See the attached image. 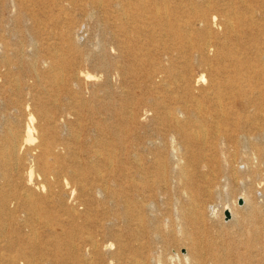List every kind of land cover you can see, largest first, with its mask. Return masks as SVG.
<instances>
[{
    "label": "rangeland",
    "instance_id": "374dc122",
    "mask_svg": "<svg viewBox=\"0 0 264 264\" xmlns=\"http://www.w3.org/2000/svg\"><path fill=\"white\" fill-rule=\"evenodd\" d=\"M116 1L0 0V32L6 47L5 57L11 65L0 66V110L8 103L5 116L0 118V135L12 124L8 100L15 98L26 99L22 119H28V113L33 110L32 104L27 107L31 102L28 98H35L39 104L45 102L54 110L61 105L82 107L85 118L81 124L74 116H68L69 127L58 138L69 147L63 152H79L83 163L91 168L100 162L94 156L96 150L112 152L117 164L121 153L134 152V146L141 147L154 134H165L161 145L165 141L170 151L190 160L185 181L168 185L181 201L165 203V197H157L149 213L158 227L147 228L150 237L136 239L124 233L123 258L111 262L105 259L99 264H131L132 256L140 258L148 253L164 264H188L182 256L191 242L197 244V252L209 255L212 249L225 256L228 252L222 246L236 236L231 216L227 217L223 209L237 201L236 210L246 215L249 208L239 204L240 199L243 204V198L239 197L245 192L252 201L264 202V163L258 176L253 177L251 172L256 162L252 157L255 146L264 149V107L243 110L239 102L231 103V111L240 118V124H246L248 135L241 146L221 140L232 131L234 122L218 126L207 117V107L200 112L196 104H208L210 98H264V62L260 58L264 54V0H122L126 14L119 16L111 6ZM92 9L95 13L88 18ZM157 9L160 11L155 15ZM203 12L206 20L202 18ZM207 41L213 46L206 56L191 46ZM112 42L116 47L105 55L119 72L113 68L106 72L88 60L79 59V53L86 50L99 58L104 54L100 45ZM218 52H230L235 63L223 62ZM203 61L208 63L204 65ZM79 70L81 73H77ZM53 76L63 79L56 82ZM55 98H60V105L53 104ZM176 105L183 107L178 127L189 134V139L181 135L172 140L175 122L166 114ZM233 119L234 116L227 121ZM125 160L127 168L132 169V161L127 157ZM206 160L210 161L208 165L204 163ZM27 163L30 160L21 163L19 170L24 177L28 176ZM89 171V178H94V170ZM204 172L209 174V180L204 178ZM13 178L17 175L13 174ZM37 181L40 179L34 174L29 186L37 193H46L47 187L41 190ZM18 183L17 191L23 192V181L19 179ZM56 184L55 190L61 191ZM185 186L189 189L184 190ZM81 190L79 187L74 191L69 184L62 193L67 197L74 191L73 198L80 195L83 199L85 194ZM190 194L188 201L193 203L181 205ZM69 202L76 205L74 217L68 211L69 206H58V202L48 203L53 211L48 217H55V221L67 226H82L86 217L83 205L79 201ZM95 202L97 205L96 198ZM11 208L15 209L16 220L21 219V206L15 200ZM178 215H187L186 234L176 220ZM39 231L44 241L51 239L52 230L41 227ZM113 242L109 239L106 243ZM78 246L83 248L80 243ZM117 247L114 244L113 250ZM240 247L244 249L243 245ZM4 249L0 243V250ZM258 249L242 251L251 262L264 264V251ZM197 252H193V257ZM177 254L183 258L182 263L177 260ZM230 254L233 258L236 251ZM45 263L85 264L77 259Z\"/></svg>",
    "mask_w": 264,
    "mask_h": 264
},
{
    "label": "bare ground",
    "instance_id": "6f19581e",
    "mask_svg": "<svg viewBox=\"0 0 264 264\" xmlns=\"http://www.w3.org/2000/svg\"><path fill=\"white\" fill-rule=\"evenodd\" d=\"M111 6L116 8L117 13L119 12L118 16L126 14V7L123 5L122 0L113 2ZM159 11V9L155 10V15ZM93 13H95L94 9L90 10L88 18L90 14L92 17ZM202 15L203 20H206L204 16L206 14L203 12ZM188 40L190 42L189 38ZM191 46L197 48L206 56L213 44L207 41L204 44ZM112 47H116L114 42L108 43V45L102 43L100 52L102 51L104 54H101L99 58L93 57L92 52L86 50L79 53V59L81 61L88 60L91 65L106 72H110L112 68L114 72L115 70L119 72L118 67L111 64L105 55V52ZM0 49H3L2 51L0 50V66L10 67V60L5 57L4 51L6 47L1 32ZM218 54L223 62L232 61L235 63L233 58L230 57V52H218ZM260 58L264 62V54H260ZM207 63L208 61H203L202 64L205 65ZM30 65L32 66V63ZM262 71H264V68H262ZM77 73H81V70L77 71ZM161 73L164 75L165 72L162 70ZM62 79L61 77L53 76V80L56 82ZM34 99L28 98V101L31 102L28 103L27 107L32 104L31 108H33L28 113V119H22L26 104L25 98L8 100L12 110L9 112L10 115L8 117L11 118L12 124L6 127L3 135H0V243L1 245L4 244L5 247L4 250H0V260H3V264H46L45 261L47 260L77 259L84 261L85 264H93V262L99 264L105 259L110 262L122 259V235L124 233L136 239L140 236L145 238L150 237L151 234L147 231L148 227H158V223L154 221L155 218L150 217L152 213H149V209L154 206L157 197H165V203H171V201L178 203L181 201V197L171 193L168 185H171L173 181L178 182V184L185 181L190 160H185L183 155L173 152L174 150L170 151L165 141L161 145L164 137L166 139V135L164 134L163 136L158 133L154 134V138L151 137L145 140L141 147L134 146V152L121 153V158L117 164L113 160L115 154L96 150L94 156L95 158L99 157L100 162L96 167H88L83 163L79 152L74 150L63 152L65 148L69 147H65L67 143L58 138V134L64 133L66 126L69 127L68 116H74V119L81 124L85 118L82 115V107L61 105L60 108L54 110L55 108L47 107L45 102H40L39 104ZM59 99L55 98L53 104L60 105L58 104ZM263 100L264 98H210L208 104L207 102L204 104L198 102L196 105L197 110L200 112H202V108L207 107V117L211 118V120L213 119L218 126L221 123L234 122L233 128H231L232 131L229 135L225 134L221 140L224 142H236L243 146L248 135L244 129L246 124L244 126L240 124V118H237V114L231 111V103L234 101L239 102L243 110L248 107L260 109L264 107ZM7 104L3 106L2 111L0 110V118L5 116L4 112L7 110ZM182 109V105H176L174 108L169 109L166 114L175 122L172 127L173 141L181 135L187 139L190 138L189 134L184 132L185 130L182 127H178L179 125L177 124L179 122L178 116ZM233 116L235 118L233 121H227ZM196 122H199V120ZM76 139H78L77 136ZM257 148L255 146V153L252 156L253 160L256 161L254 169L251 170L253 177L259 175L260 167L264 163V149ZM178 150L181 149L178 148ZM126 157L132 161V169L127 168ZM27 160H30L31 163H27L29 164L28 176L24 177L23 172L19 170L21 163H25ZM194 161L197 163L198 160ZM204 163L208 165L210 161L206 160ZM91 169L94 170V178L92 179L88 176ZM13 174H16L17 178H13ZM34 174L42 182L37 181V184H41L39 185L40 189L47 187L46 193H37L34 188L29 186V183H33ZM203 176L206 179L209 178L207 172H204ZM19 179L24 183L23 192L17 191L16 186L19 184ZM54 184L61 191L55 190ZM69 184L74 191L79 187L82 189L81 191H84L83 199L80 195L73 198L74 191L67 197L62 193L63 189ZM10 185L14 187L6 188V186ZM188 189V186L184 187V190ZM239 198H243L241 206L249 208L246 215H240L239 211L236 210L237 201L223 209L224 211L229 210L232 220L231 224L235 227L236 237H233L228 245L221 243L223 245L222 248L224 247L223 249L228 254L224 256L210 249L209 255H205L203 251L197 252V244L191 242L186 254L182 256L188 261V264H218L219 262H221L220 264H258V262H251L242 250L246 249L247 252H252L253 248H260L258 249L260 252L264 251V202L252 201L249 199L247 192H245L243 197ZM188 199L191 200V194L186 198L187 202L182 200L183 202L180 204L193 203L188 201ZM13 200H15L17 206H21V219L16 220L15 209L11 208ZM69 200L72 202L79 201L85 209L86 217L84 222L82 226L77 228L67 226L59 220L55 221V217H48V214H53L51 208L48 207V203L52 202H58V206L65 208L69 206L68 211L74 217V213H77L76 205L69 202ZM105 204L107 205L105 206ZM93 209L95 210L92 211ZM192 210H195L194 207H192ZM200 214L204 217L202 213ZM176 220L180 221L179 224L183 227V230L180 229L186 234L184 228L189 225V222L184 220H187V215L183 217L178 215ZM191 221L196 222L194 220ZM135 224L136 227L133 229ZM171 224L174 223L171 222ZM41 227L52 230L50 232L52 233L50 235L51 239L44 241L41 238L39 234V228ZM99 236L101 237L99 238ZM109 239L115 242L106 243ZM78 243L83 246L82 249L79 248ZM114 244H118L115 250H113ZM241 245L244 246L242 250ZM234 251H236V255L231 258L230 252ZM193 252H197L194 257ZM182 257L180 254L176 255L180 263H182ZM132 259L131 264H158V262L159 264H164L160 259L157 262L155 256L151 255V253L145 256L140 255V258L139 255L132 256Z\"/></svg>",
    "mask_w": 264,
    "mask_h": 264
},
{
    "label": "water",
    "instance_id": "95a60500",
    "mask_svg": "<svg viewBox=\"0 0 264 264\" xmlns=\"http://www.w3.org/2000/svg\"><path fill=\"white\" fill-rule=\"evenodd\" d=\"M239 204H242V200H241V199L239 200ZM225 215H226L227 217H230V212H229V210H226V211H225Z\"/></svg>",
    "mask_w": 264,
    "mask_h": 264
}]
</instances>
